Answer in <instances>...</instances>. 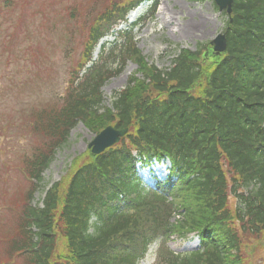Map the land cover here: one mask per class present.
<instances>
[{
    "label": "trees",
    "instance_id": "16d2710c",
    "mask_svg": "<svg viewBox=\"0 0 264 264\" xmlns=\"http://www.w3.org/2000/svg\"><path fill=\"white\" fill-rule=\"evenodd\" d=\"M144 1H108L85 15L82 52L66 66L64 90L21 108V128L33 139L20 158L28 184L18 203L0 206L12 211L0 232V264H138L155 241V264H244L242 235L264 230V0H234L231 16L223 13L224 52L198 43L194 51L178 49L168 68L148 64L138 50L132 29L143 18L127 22ZM149 1L152 17L157 0ZM22 2L0 0L2 64L13 61L2 41L13 42ZM70 5L73 21L80 11ZM40 19L54 34L55 23ZM74 36L68 27L67 55ZM128 60L140 75L131 74L104 106L102 86ZM78 122L93 134L109 124L129 132L98 155L87 149L74 157L42 204H33L43 172ZM7 129L13 134L0 119V139ZM152 158L171 164L153 188L136 171ZM176 212L182 218L171 223ZM193 231L199 249L166 245L171 235Z\"/></svg>",
    "mask_w": 264,
    "mask_h": 264
},
{
    "label": "rangeland",
    "instance_id": "374dc122",
    "mask_svg": "<svg viewBox=\"0 0 264 264\" xmlns=\"http://www.w3.org/2000/svg\"><path fill=\"white\" fill-rule=\"evenodd\" d=\"M108 1L113 0H28L27 5L21 3L20 13L23 18L19 19L16 34L11 36L13 42L9 39L2 41L13 61L5 59L3 64L0 62V119L2 123L7 122L13 134L7 136V129L0 139V206L8 202L18 203L28 184L20 166V158L33 139L21 128V108L27 100H43L51 92L55 94L64 90L68 70L66 66L77 62L78 54L82 52L86 30L83 29V18L89 12L98 11L101 4ZM71 2H75L80 11L73 21L67 18L65 9L66 5L71 6ZM146 5L143 3L129 17L136 18ZM41 17H45L51 24L55 23L54 34H50ZM225 20L226 16L217 10L211 0H159L153 18L141 22L133 32L137 48L145 61L159 68H168L178 49L194 51L198 43L209 42L224 29ZM68 27L74 30L75 36L71 41L74 51L67 55L65 32ZM110 39L112 36L106 40ZM137 68V64L128 61L119 74L104 83L101 89L104 106L111 105L114 92L127 84L131 74L135 73L137 77L140 75L136 73ZM93 138L94 134L82 122L73 127L67 143L57 150L53 161L43 173L42 185L34 195V203L40 204L44 191L66 176L72 159L86 152ZM157 166L160 167V164L153 167L156 169ZM142 174L146 175L147 170ZM162 175H166V172H162ZM234 204L235 200L230 196L229 208L233 210ZM10 212L0 208V217L3 218L0 219V232L10 219ZM242 236L247 238L240 248L244 264H263L264 230L257 235ZM195 242L196 238L192 236L182 242L172 238L168 245L180 251L192 247ZM149 249L139 264H153L157 244L153 243Z\"/></svg>",
    "mask_w": 264,
    "mask_h": 264
},
{
    "label": "water",
    "instance_id": "95a60500",
    "mask_svg": "<svg viewBox=\"0 0 264 264\" xmlns=\"http://www.w3.org/2000/svg\"><path fill=\"white\" fill-rule=\"evenodd\" d=\"M219 11H225L227 15L232 13V5L234 0H213ZM210 44L213 50L219 54L225 51L227 46L226 32L218 33L211 41ZM128 132V128L116 129L115 127L109 125L104 128L99 134H97L93 140L89 143L88 147L91 149L92 153L99 154L106 148L116 144L120 141Z\"/></svg>",
    "mask_w": 264,
    "mask_h": 264
}]
</instances>
